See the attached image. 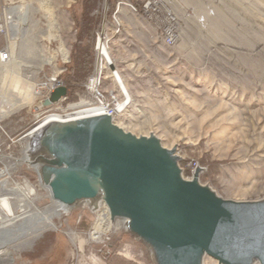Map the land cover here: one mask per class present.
<instances>
[{
	"label": "rangeland",
	"instance_id": "obj_1",
	"mask_svg": "<svg viewBox=\"0 0 264 264\" xmlns=\"http://www.w3.org/2000/svg\"><path fill=\"white\" fill-rule=\"evenodd\" d=\"M6 2L15 16L17 10L27 9L28 21L13 38L10 31L0 34V48L9 46L13 56L10 63L0 65V115L6 116L0 121V133L9 134L0 136V169L9 170L10 186L25 188L28 183L22 184L21 179L35 184L37 174L27 164L19 165L17 144L14 149L7 142L60 107L59 103L44 105L43 90L33 94L36 85L55 67H65L60 75L64 84L79 50H90L89 72L61 107L77 102L75 92L92 69L95 31L104 11L110 19L116 0ZM175 3L180 14L182 7L187 10L182 15L186 26L173 46L157 44L147 23L122 5V26L108 42V51L123 69L132 103L126 113L130 119L124 121V115L114 121L136 136L153 133L164 147H174L185 179L192 177L198 165L203 168L200 183L222 198L264 199V0ZM65 46L68 61L63 63L60 48ZM135 101L140 104L138 117L132 106ZM7 107L12 111L3 113ZM10 152L16 158L14 165L7 159ZM35 193L31 198L38 208L52 203L43 189ZM17 200L10 199L15 211ZM94 215L87 202H80L54 216L56 229L44 230L29 247L12 249L13 264L92 263V258L80 256L92 246L87 233ZM69 229L78 233L74 242ZM110 245L107 264H154L146 245L125 229L112 234ZM78 254L79 260L75 258ZM202 264L220 263L205 255Z\"/></svg>",
	"mask_w": 264,
	"mask_h": 264
},
{
	"label": "water",
	"instance_id": "obj_2",
	"mask_svg": "<svg viewBox=\"0 0 264 264\" xmlns=\"http://www.w3.org/2000/svg\"><path fill=\"white\" fill-rule=\"evenodd\" d=\"M55 88L48 106L65 95ZM29 155L51 197L65 205L100 201L111 218L151 253L154 264H264V199L236 201L199 181L185 179L175 148L153 133L124 131L108 114L50 121L30 138Z\"/></svg>",
	"mask_w": 264,
	"mask_h": 264
},
{
	"label": "built area",
	"instance_id": "obj_3",
	"mask_svg": "<svg viewBox=\"0 0 264 264\" xmlns=\"http://www.w3.org/2000/svg\"><path fill=\"white\" fill-rule=\"evenodd\" d=\"M176 1L177 0H116L114 9L110 14V19H106L107 14L106 11H104V19L102 20V23L99 24L98 29L95 31L92 69L88 77L82 83L79 91L75 92V95L78 97L77 102L67 103L66 108H62L61 105L67 102L69 98L66 92L65 95L61 96L59 100L55 102L59 103L60 107H55L54 111L47 114H70L73 112L93 110V112L97 111L98 114H108L112 116V120L119 119L118 116H123L122 114L126 113V111L128 110L127 105L132 102L128 99V97H126V91L121 83V80L124 81L127 88H129L128 83L123 73V69L118 63L117 59L111 55L113 59V64H111L107 56L102 51L103 46L111 41V38L115 34L119 33V30L122 26L120 12L118 11L119 7L125 5L130 13L145 21L148 27L154 33V41H156L157 44H162L164 46H173L180 39L182 29L184 28V26H186V22L182 18V15L187 9L182 7L181 9L183 10V13L180 14L179 9L175 3ZM10 6L11 5L7 3L6 0H0V34L6 35L9 32V25L13 20V15L8 10ZM108 25L110 29L106 27ZM106 48L108 47L106 46ZM12 58V51L9 46L0 48V65L5 66L6 64L10 63ZM62 61L63 63H66L68 61V55L65 58L63 57ZM64 70L65 67L52 68L49 76H47L45 80L36 85L35 93L40 94L41 90H43V100H45L49 97V94L55 88L65 86L63 84V80L60 77ZM132 106L134 108H137L136 115L138 117L141 111L139 108L140 104L138 103V101H135ZM7 109L3 113L12 111V109H9V107H7ZM2 115L3 114L0 115V121L2 120V118L6 117ZM127 116L128 115H126V119L124 121H128V119H130ZM40 119H38L35 123H37ZM29 129L21 132L17 136L16 140H10L9 142H7V146L14 148V146H16L17 144L18 151L20 152L21 146L17 141L20 136L25 134V132L27 133ZM2 131L3 133H0V136L2 135L4 137H9V134L5 130ZM13 152H10L7 156V159H9L8 162H11L12 165L15 164ZM0 159H2L1 156ZM6 175H8V177ZM7 178H10L9 170L6 169V167L4 168V170L0 169V180ZM21 180L23 182L22 184L28 183L36 190L40 191L41 189H43L44 193L47 192V189L41 186V184L39 183L38 178L35 184H32L27 178H22ZM45 197L49 198V196ZM95 212H97V210L94 209V214ZM123 220V218H119V220H117L119 221L118 225L120 229H117L115 223L112 221L113 226L109 229H101L100 232L96 234L97 237L95 239L91 238V226L90 230L87 233V238L89 239L88 241L92 242V246L88 245L87 254L82 253L80 257L92 258V263L89 262V264H107V258H109L112 254V248L110 245L112 241V234H114V232L118 230L124 229ZM113 228L117 230H114ZM71 230L72 229H69L70 232ZM72 231H74L75 237H69L74 242L78 236V233L75 230ZM93 244H95V246ZM80 257L78 254L75 258L79 260ZM73 258L74 256L72 255L70 258L71 262ZM78 260L77 262H79Z\"/></svg>",
	"mask_w": 264,
	"mask_h": 264
},
{
	"label": "bare ground",
	"instance_id": "obj_4",
	"mask_svg": "<svg viewBox=\"0 0 264 264\" xmlns=\"http://www.w3.org/2000/svg\"><path fill=\"white\" fill-rule=\"evenodd\" d=\"M11 9L10 7L8 8L9 12L13 15V20L9 25V31L11 37L13 38V36L17 33L16 31L18 27L22 24L24 26L25 23L28 21V10L27 9L25 11L17 10V12H19V15L15 16L14 10ZM122 9L123 7L120 6L118 11ZM106 46L109 47L108 43L103 46L102 51L107 56L110 63L113 64V59ZM60 50L62 51L61 53L65 58L68 55L67 47L65 46V48L62 49L60 48ZM121 83L126 91V97L130 99V94L126 89L127 86L125 85L123 80H121ZM34 91L33 94L35 93ZM128 107H131V104L127 105L128 110L126 111V113H128V111L130 110V108ZM92 112L93 110L73 112L70 114H60V113L47 114L36 125L31 127L27 131V133L25 132V134L21 135L20 138L18 139V141H20L19 145L21 146L20 157L18 158L19 164L25 163L27 164V166H30L34 170L36 169L37 165L31 163V160L33 159V155H29L28 148H29V141L31 136L42 126H44L50 121L63 122V121H70L82 117L98 115L97 111L93 113ZM126 113H123L122 115L124 116ZM112 121L116 124L114 119ZM119 127L122 128L121 126ZM15 159L16 158H14V160ZM7 180L8 178L0 180V264H13L12 249H24L25 247H29L33 241L32 239L38 236L39 234H41L44 230L56 229L57 226L53 220V217L61 214H65L69 211L70 208L75 206V205H65L60 201L53 199L51 197V194H49L50 193L49 188L45 185H42L41 182L39 181L41 186L47 189V193L52 199V203L50 205L46 206L43 209L42 208L40 209L33 204L31 196H35L36 193H35V189L31 185L25 183L26 184L25 188H22L18 185L12 187L9 185V182ZM11 198L18 199L17 200L18 207H16L17 208L16 211L13 209L12 207L13 205H11L10 203ZM97 207L98 208L95 209L97 210V212H95L93 225H92V232H91L92 239H95L97 237L96 234H98L101 229L111 228L113 226L112 221L115 223L116 228L120 229L118 225L119 221L117 223L115 222L119 220V218L118 217L111 218L109 208L104 201H100ZM123 228L125 229V227ZM113 229L117 230L115 228ZM70 234H71V238L75 237L74 231H72Z\"/></svg>",
	"mask_w": 264,
	"mask_h": 264
},
{
	"label": "trees",
	"instance_id": "obj_5",
	"mask_svg": "<svg viewBox=\"0 0 264 264\" xmlns=\"http://www.w3.org/2000/svg\"><path fill=\"white\" fill-rule=\"evenodd\" d=\"M80 54L77 56L76 63L71 68L72 71L69 73L70 76H66L64 81V85L67 89V94L71 92L72 89H75L79 86V81L83 79L90 70V60H91V51L89 50L88 53L83 51L82 49L79 50Z\"/></svg>",
	"mask_w": 264,
	"mask_h": 264
}]
</instances>
